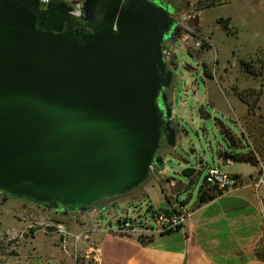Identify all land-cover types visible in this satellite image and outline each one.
I'll use <instances>...</instances> for the list:
<instances>
[{
	"label": "water",
	"instance_id": "95a60500",
	"mask_svg": "<svg viewBox=\"0 0 264 264\" xmlns=\"http://www.w3.org/2000/svg\"><path fill=\"white\" fill-rule=\"evenodd\" d=\"M96 9L89 31L76 30ZM70 11L0 0V193L74 212L161 168L164 132L174 146L157 99L172 82L161 45L176 23L158 0H84L82 15Z\"/></svg>",
	"mask_w": 264,
	"mask_h": 264
},
{
	"label": "rangeland",
	"instance_id": "374dc122",
	"mask_svg": "<svg viewBox=\"0 0 264 264\" xmlns=\"http://www.w3.org/2000/svg\"><path fill=\"white\" fill-rule=\"evenodd\" d=\"M198 2L164 0L170 6L176 23L175 33L167 38L163 47L166 64L174 71L168 103L170 119L176 131L175 144L168 146L162 139L157 156L162 157L163 165L159 169L154 166L141 185L123 195L106 197L88 210L98 219L105 233L114 232L137 240L141 237L145 243L147 238L156 235L150 232L151 228H156L152 217L156 209L150 207L151 203L157 205L159 210L167 208L171 214L182 213L187 218L189 211L197 209L198 191L210 167L237 174L235 176L240 179L241 187L251 185L252 188L253 181L260 174V163L264 162V0H231L227 4L205 9ZM220 19H229L230 23H221ZM242 62L258 75L247 73L241 66ZM256 92H260L259 101L247 116L243 113L245 105L237 94L243 93L253 102ZM260 102L263 107H259ZM234 109L235 114L232 111ZM222 131L228 134L226 139L221 135ZM228 142L232 150L239 151L246 146L250 148L241 155V159L248 163H223L220 153L231 150ZM187 170L194 172L189 175ZM262 193L264 187L259 192L243 187L238 195L251 203L255 196ZM4 198L0 195V205ZM25 203L32 206L33 210L19 214L17 219H34L37 222L35 227L41 224L45 229V235L37 236L33 242L41 258L34 256L30 259L32 251L26 249L24 244L27 243L23 240L19 248L12 244L6 245L4 250L0 245V254L6 255V261L0 259V264H45L51 261L48 256L54 250L49 245L51 237L47 235L51 229L44 227L42 218L52 221L55 218L53 210L28 201ZM10 209L7 203L0 209V233L3 235L10 228L22 227ZM79 212H69L68 215L76 216ZM75 218L76 222H81L79 216ZM124 219L130 221L132 228L127 232H119ZM233 219L234 225L236 218ZM262 221L263 218L259 221L256 216L249 217V225L251 227L254 222V228L252 232L249 227L248 240L254 241L252 237L256 235L257 229L259 233L256 243L258 250L250 253L248 261L241 259L240 252L236 250L206 245V253L213 260L212 263L239 264L240 261L242 264H264ZM63 235L65 238L70 236L68 233ZM75 236L73 239L77 241ZM25 237L28 234L22 239ZM106 240L114 241L110 238ZM68 251L67 246V253L64 254H68ZM75 256L79 255L72 253L68 256V264H72Z\"/></svg>",
	"mask_w": 264,
	"mask_h": 264
},
{
	"label": "crops",
	"instance_id": "0c3cea01",
	"mask_svg": "<svg viewBox=\"0 0 264 264\" xmlns=\"http://www.w3.org/2000/svg\"><path fill=\"white\" fill-rule=\"evenodd\" d=\"M240 102L245 105L243 113L247 116L250 115L248 106L243 101ZM259 107H263V105L261 106V102ZM232 111L235 114V109ZM246 147L239 151H228H234L242 155L250 149L248 146ZM239 186L237 189L216 198L212 202L189 211L181 230L165 236L153 235L150 243L143 244L135 237L121 236L114 232L105 233L99 225L98 219L94 218L88 211H81L76 216L68 215V213L62 211H53L55 218L52 221H46L45 217L42 218L45 223L44 227L51 229L47 235L56 244L54 245L49 240V245L54 251L48 256L51 263L46 262L45 264H68L70 261V257L68 256L72 253L81 257L86 254H94L101 264H213V260L206 253V245H215L217 249L221 247L222 249L236 250L240 252L241 259L243 258L248 261L250 253L256 249L258 250L256 243L258 242L257 237L259 233L257 229L256 235L252 237L254 241L248 240L249 229L254 228V222L251 223V227L249 225V217L251 215L256 216V218H259V221L263 218L258 197L264 196V193L258 197L255 196L251 203H249L238 194L243 187L252 189L251 185ZM148 191L149 189L146 190V193ZM163 196L166 198L164 193ZM148 200L150 201V199ZM6 203L10 205L13 217H15V214L19 215L33 210L32 206L25 203V200L14 198H4L0 209ZM150 207L159 210L157 205L152 203ZM36 211L39 212V210ZM238 211L241 213L237 215L232 214ZM77 216L80 217L81 222H76L75 217ZM233 218H236V224L234 225L232 224ZM17 223L21 224L22 227L10 228L7 230V234L4 235L0 233L2 249L5 250L6 245L10 246L12 244H15L19 248L20 241L24 240L27 243L24 244L26 245V249L29 248L32 251L30 259L34 258V256L41 258V253L35 245L33 246V242L37 236L41 234L45 235L43 226L38 224L36 227H31L28 219L25 220L23 218L21 220L17 219ZM253 228L251 229L252 232ZM63 233L70 235L66 238L69 255L61 251L60 242ZM26 234H28V237L22 239ZM75 235H80L77 241L73 239ZM105 237L106 239H114V241H107ZM0 259L6 261V255L0 254ZM239 264L242 263L239 261Z\"/></svg>",
	"mask_w": 264,
	"mask_h": 264
},
{
	"label": "built area",
	"instance_id": "2783aa9c",
	"mask_svg": "<svg viewBox=\"0 0 264 264\" xmlns=\"http://www.w3.org/2000/svg\"><path fill=\"white\" fill-rule=\"evenodd\" d=\"M39 6L42 7V9L48 5V4H58L63 3L66 6L70 7L71 11L70 13L75 16L79 17L82 15V7L84 0H38ZM165 52L162 50V58L165 60L164 57ZM223 163L225 165H231L233 162L230 158H223ZM260 174L256 177V179L252 183V188L259 192L262 187H264V162L260 163ZM240 179L236 177L235 175H231L228 173L223 172L219 167H210L207 169V173L203 179V186L211 190L214 193L217 194H226L229 191L233 190L234 188L238 187L240 185ZM259 201L261 204V213L263 216L264 221V196H259ZM98 213H96L97 215ZM16 218L19 217L18 214L14 215ZM152 217L156 223V228H151L150 232L156 235H161L164 233H167L171 230H176L178 226H181L185 222V216L184 214H165V213H155V211L152 213ZM33 221H28L31 223V227H33L35 224L37 225V222L32 219ZM130 228H132L130 221L126 220L124 223H121L119 226V232H127ZM77 240L78 237H75ZM61 251L62 253H67V242L66 238L63 235L61 239ZM1 245V242H0ZM72 264H101L94 254H86L85 256H75V259L73 260Z\"/></svg>",
	"mask_w": 264,
	"mask_h": 264
},
{
	"label": "trees",
	"instance_id": "16d2710c",
	"mask_svg": "<svg viewBox=\"0 0 264 264\" xmlns=\"http://www.w3.org/2000/svg\"><path fill=\"white\" fill-rule=\"evenodd\" d=\"M230 1L231 0H199L198 3H199V5H201L205 9V8H211V7L219 6V5H224V4L229 3ZM219 21L221 23H224V24H229L230 23L229 19H220ZM241 66L244 67L246 72L249 73L250 75H252V76L258 75L256 72H254V71L249 69V65L248 64H244L242 62ZM237 96H238V98L241 101H243L248 106V110L251 113L252 108H254L257 105V102L259 101L260 92H256V97H255V100L253 102H250L246 97H244L243 93H238ZM221 135L226 139L227 138L226 136L228 134L225 131H222ZM230 145H231V143L228 142V147L231 148ZM231 150H232V148H231ZM220 156H222L223 158H230L233 163H248L247 161L241 159V154L240 153H235L234 151L225 150V151L220 153ZM186 172H188L189 175H191L194 171L193 170H187ZM218 196H220V194L214 193L211 190L206 189L203 186V184H202V186L199 188V191H198V195H197V200H196L195 206L197 208H199L202 205H205V204H208V203L212 202ZM149 209H151V208L149 207ZM159 212L160 213H165V214H169L170 213L168 210H164V209L155 211V213H159ZM125 221H126V219L121 221V223H124ZM182 227H183V225L178 226L176 228V230H171V231H169L167 233L161 234L160 236H165V235L177 232V231L181 230ZM151 240H152V236L147 238L145 243H150ZM138 241L140 243H142V244L144 243V240L141 237L138 238Z\"/></svg>",
	"mask_w": 264,
	"mask_h": 264
},
{
	"label": "flooded vegetation",
	"instance_id": "af4514ba",
	"mask_svg": "<svg viewBox=\"0 0 264 264\" xmlns=\"http://www.w3.org/2000/svg\"><path fill=\"white\" fill-rule=\"evenodd\" d=\"M159 1V0H158ZM162 1V0H161ZM161 1H159V3L161 4V5H163V7H168L170 10H171V8H170V6L168 5V4H166V3H164V0L161 2ZM165 4V5H164ZM52 5H55V3H52ZM41 9H42V7H40ZM171 12H172V10H171ZM98 13H99V10L98 9H96L95 11H94V14H93V16L90 18V20H89V22H84L83 20H76L79 24H80V27H78V28H76V30H78V31H83V32H86V31H89V29L86 27V25L89 23V24H95L98 20H99V18H98ZM175 30H176V26H175V28H174V33H175ZM173 35V34H172ZM172 35H170V36H172ZM167 40V39H166ZM166 40H164L163 42H162V45H161V52H162V50H163V47L165 46V41ZM163 62L165 63V65H166V67L167 68H169L168 66H167V64H166V62H165V60L163 59ZM174 72V71H173ZM173 78V77H172ZM171 88H172V82H171V84H170V86L169 87H166V88H161V90L159 91V97H158V99H157V104H158V106H159V109H160V112L162 113V119L164 120V122H167V121H171V119L169 118V119H166L165 118V113H166V105L170 108V104L168 103V100H167V103H166V105L165 104H163L161 101H160V95L161 94H166L167 95V97H168V94L170 93V90H171ZM170 127H172L173 128V124H172V122H170ZM165 133L166 132H164V134H162V136H161V141H162V139H164V136H165ZM161 141H160V143H161ZM157 154V153H156ZM0 195H2L3 197H5V198H10V197H6V196H4L3 194H1L0 193ZM106 198V197H105ZM104 199V198H103ZM102 200V199H101ZM31 203V202H30ZM36 205V204H35ZM44 209H47V208H44ZM49 210H51V209H49ZM90 210V209H89ZM53 211H55V210H53ZM57 211H62V212H64V213H69V211H63L62 209H59V210H57ZM75 212V211H74Z\"/></svg>",
	"mask_w": 264,
	"mask_h": 264
}]
</instances>
